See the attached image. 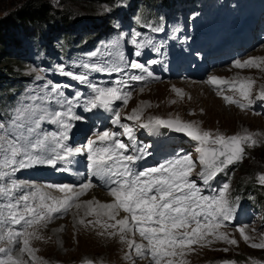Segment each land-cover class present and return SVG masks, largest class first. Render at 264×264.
<instances>
[{
    "label": "snow or ice",
    "instance_id": "1",
    "mask_svg": "<svg viewBox=\"0 0 264 264\" xmlns=\"http://www.w3.org/2000/svg\"><path fill=\"white\" fill-rule=\"evenodd\" d=\"M156 62L149 61L152 64ZM261 65H264V57H250L244 61L233 62L234 67L241 69L260 68ZM83 67L104 70L95 65L85 64ZM130 67L147 71L145 66L138 62H132ZM113 70L121 71L120 68ZM59 71L87 84L91 89L93 94L80 100L85 111L91 112L93 109L102 108L113 112L112 123L122 128L123 132L118 133L110 129L99 131L94 138L88 139L85 145L70 147L65 142L69 139L72 124L66 117L72 120H80L83 117L75 115L72 103L67 99L63 100V103L69 105L66 111L45 110L38 116L33 112L30 117H26L27 110L20 111L12 121L14 132L10 133L5 124L0 122V198H3L0 200V225H21L20 230L8 227L5 231H0V240H7L9 245L19 242L20 252L27 253L35 261V249L30 246V241L32 238H41L36 230L40 226H46L55 214L66 212L72 207L73 202L93 185L91 182L83 183L79 185V190H76V186L71 184L36 186L19 182L12 177L19 169L31 166H55L58 162L70 164L72 157L83 153L86 154L92 175L104 181L110 196L113 197L110 203L91 200L83 202L87 208L86 215L97 217L95 221L89 220L87 223L101 224L105 229H116V232L108 234L111 236L118 233L121 241L126 240L127 233L135 235L138 232L147 244L136 243L134 240L127 241L129 248H134L138 256L143 257L147 254L153 264H186L183 258L187 252L194 251L192 245L200 244L203 247L211 244L213 239L210 238L225 241L230 245L238 243L235 238L220 231L224 222L232 218L234 211L227 198L229 184H224L215 195H205L203 188H210V181L227 165L241 161L246 145H257L258 141L253 134L225 136L219 132L211 133L199 128L194 122L181 121L178 117L169 119L149 117L147 122H141L143 109H133L127 119L136 121L139 127L155 131L158 126L163 125L176 132L185 133L198 142L196 152L201 167L197 175L203 183V188L191 178L196 168V161L191 155H182L165 160L156 166L142 167L138 170L137 162L143 161L151 153L147 147L137 146L133 127L121 123L120 111L113 110L114 101L121 100L127 104L131 93L122 92L119 87H102L90 83L87 75L64 71L63 66ZM148 76H151L150 72ZM130 79L139 81L145 77L133 75ZM208 82L218 88L230 85L239 92L240 99L224 95L226 103L235 104L242 109L249 108L255 103L252 88L256 81L251 78L229 81L210 76ZM51 91L57 97H63L58 85L53 86ZM217 94L222 95V89ZM80 96L81 94L77 92L76 98ZM256 99L264 101V86H261ZM25 119L30 120V124H26ZM46 119L50 123L58 124L61 131L41 133L39 131L41 122ZM121 135L127 136L131 143L126 144L120 139ZM129 148L131 153L126 154ZM258 180L264 184V173L258 176ZM45 187L56 189L61 195H52L44 191ZM21 192L23 194L17 195ZM75 206L80 208L82 204L77 203ZM121 211L125 215L118 219ZM102 217L107 219L103 220ZM79 222L85 223L83 219ZM238 231L251 247L264 249V236L259 243H253L252 237L246 232V227H240ZM223 250L228 251L227 248ZM11 252L10 247H0V254H3L0 255V264H25L19 256H14ZM84 264L93 262L85 261ZM221 264H236V261L225 260ZM251 264L264 262L252 260Z\"/></svg>",
    "mask_w": 264,
    "mask_h": 264
},
{
    "label": "rangeland",
    "instance_id": "2",
    "mask_svg": "<svg viewBox=\"0 0 264 264\" xmlns=\"http://www.w3.org/2000/svg\"><path fill=\"white\" fill-rule=\"evenodd\" d=\"M69 0H63L56 6L58 9L65 7ZM129 2H134V0H125V4L129 5ZM64 4V5H63ZM69 5H74L75 2L71 1ZM84 7V5H83ZM111 5L101 1L95 5V11L93 13H80L82 16L89 20H93L98 17L99 12L110 13L114 11V8L110 9ZM78 8V6H75ZM5 11L0 10V15ZM104 15V14H103ZM141 15V17L146 16V12L141 8L140 2L135 6V16ZM113 25L117 28L123 30L122 25L129 27L127 24L123 23L124 18L122 15H116L112 20H110ZM82 24L86 22H81ZM81 24V25H82ZM137 29L136 26H134ZM130 28L131 41H130V51L127 54V64L132 62H138L145 66L147 71L142 69H131L130 74L127 76V80L133 75H141L142 73L147 74L148 72L156 74L158 68H174L177 67L181 61V51L175 47L166 57H159L156 63H149V55H152L156 50L151 45H145L138 43L136 40V30ZM99 29H85L80 33H72L69 41L63 36V34L57 35L53 33L49 35L51 38L46 39L42 44V51L45 53L47 61H53L55 58H62L69 60L73 56L79 54V49L77 44L85 39H89L93 34ZM104 36L101 38L103 39ZM44 38H39V42L43 41ZM107 36L101 41L99 46L107 41ZM135 41V43L133 42ZM2 42L5 44L4 50H14L20 52L21 56H15L11 53L9 58H5L2 54L0 58V72L4 77H28L25 81V88L22 94H19L15 101H11L8 105L10 114L7 117V122L9 126L14 129L12 124L13 119L17 117L20 111H40L41 114L45 110L48 112L52 111H66L69 107L68 104L63 103L64 99H67L72 103V108L76 106H82L80 100L86 99L82 95L76 98L77 92H73L70 89L63 90L59 87V92L63 93V97H57L53 93L52 87L48 88L47 92H42L35 94L29 88V79L36 73L38 75H52V81L57 82L55 86H59L60 79L55 76L53 70L45 67L42 68V62L40 58L43 59L44 56L41 55V50H38V42H33L30 37L23 33H10L7 30L3 35ZM92 44H89L87 48H91ZM2 53V52H1ZM15 53V52H14ZM139 53V55H137ZM253 53L257 55L264 56V46L253 50ZM16 54V53H15ZM153 61V60H152ZM74 70H83L82 67H75ZM214 72H225L224 69H217ZM241 72L245 74H251L256 79L257 86H264V65L256 69L242 70ZM76 74L75 72H73ZM30 74V75H29ZM63 81L71 79L76 82L73 77L66 76L59 72ZM29 75V76H28ZM4 79V78H3ZM187 81V80H186ZM180 79H171L167 81H161L160 84L153 83L150 85H145L141 89L130 88L129 82L127 85L119 88L122 92L131 93V101L128 102L129 108L137 109L142 108L143 113L141 117H171V118H182L186 122H194L199 128L210 131L211 133H222L225 136L233 134H244L251 133L254 138L258 141L256 146H245V154L241 161H238L232 169L231 180L229 183V189H232V182L236 181L241 177L253 178L255 175L259 176L264 173V117L254 111L247 109H242L236 107L232 104H226L220 98V96L211 92L204 84L196 83L197 87L189 85ZM195 81V80H194ZM158 83V82H157ZM124 84V83H123ZM63 85L64 82H63ZM71 85V84H70ZM179 90V92L177 91ZM60 100V103L56 101ZM68 122L71 123L72 119L66 117ZM19 122V121H18ZM141 122H144L141 119ZM138 128V133L143 134V128L139 127L136 121H133ZM41 125L51 130L53 133H58L61 128L58 124L50 123L49 120H44ZM81 128V127H80ZM79 128V130H80ZM78 129L75 131L77 132ZM76 134H70V137H74ZM157 137H159L160 142L169 137L168 142L177 140L176 138L170 137L168 130L163 128H158ZM197 160V159H195ZM99 189V188H98ZM88 194V195H87ZM89 198L91 196L90 191L87 193ZM108 195H110L108 193ZM262 195L264 197V184L262 187ZM83 197V196H82ZM81 197V198H82ZM79 203L76 201V204ZM75 204V205H76ZM83 205V203H81ZM82 207V206H81ZM72 207L70 212L60 219L53 218L46 226H40L36 231L40 239L32 238L30 246L35 249V261L27 254L21 257L25 262L26 259L29 264H84L85 261H92L93 264H147L141 260H134L128 258L127 249L125 241H121L119 234L109 235V232H116V229H105L101 224H88L89 220L95 221L97 217L94 218L92 215H86V211L82 208ZM118 219L120 216L117 217ZM83 219L85 223H80L79 221ZM101 219L106 220V217ZM258 222L250 225H234V226H223L220 231L226 232L230 237L235 238L238 243L235 245L227 244L225 241L215 240L211 244L201 246L200 244L192 245L194 251L187 252L186 256L183 258L186 264H221L222 261L231 260L236 261L238 264V259L244 258L247 255V251H251L252 248L249 242H245L243 238L239 236L238 229L240 227H246V232L252 237L253 243H256L264 235V231L260 232V235L254 231V227ZM0 231L3 228L0 225ZM32 231V229H29ZM103 233V234H101ZM0 247H10L12 245L8 244L7 240H0ZM20 245L15 248L18 250L17 254L20 257ZM227 248L228 251L223 249ZM243 252H246L242 255ZM12 254V253H11ZM240 255V256H238ZM257 258L264 260V257L256 255ZM257 261L256 259H254ZM246 263L251 264L252 259L247 258L244 260ZM96 262V263H95Z\"/></svg>",
    "mask_w": 264,
    "mask_h": 264
},
{
    "label": "trees",
    "instance_id": "3",
    "mask_svg": "<svg viewBox=\"0 0 264 264\" xmlns=\"http://www.w3.org/2000/svg\"><path fill=\"white\" fill-rule=\"evenodd\" d=\"M62 1L63 0H0V10L5 11L0 15V58H2V54L6 56L3 59L10 57L8 52L4 50L5 44L2 40L4 32L8 29H12L10 25L13 23H17L16 29L12 30L14 32L20 31L19 25L28 22L45 24L48 26L54 24L56 27H59L60 24L68 25V22H71L73 19L72 14L83 12L93 13L95 11V5L101 0H69L68 3L74 1L75 4H63L65 7L58 9L56 5ZM75 6H78V8H75ZM8 51L10 52V50ZM1 91L3 93L7 92L4 89H1ZM236 182H241V177L238 178ZM244 253L246 252H243L242 255ZM247 255L264 257V250L252 247L251 251H247ZM247 255L244 258H247Z\"/></svg>",
    "mask_w": 264,
    "mask_h": 264
},
{
    "label": "bare ground",
    "instance_id": "4",
    "mask_svg": "<svg viewBox=\"0 0 264 264\" xmlns=\"http://www.w3.org/2000/svg\"><path fill=\"white\" fill-rule=\"evenodd\" d=\"M160 82L161 81H159L158 83L156 82V85L157 84H160ZM185 83H187V84H189V85H192V86H195V87H197V85H196V82H194V80H187ZM80 128V125L79 126H76V127H74L72 130H71V132H70V134H76L77 132H75L77 129H79ZM89 193V192H88ZM108 193H109V189H108V187L107 186H105L104 187V189H98V188H92L91 190H90V194H91V196H90V198L87 196V195H85V194H83L82 196V198L80 197L77 201L81 204V203H83V202H85V201H89V200H91V201H99V202H101V203H110V202H112V197L110 196V195H108ZM76 204V203H75ZM75 204H74V206H75ZM73 206V207H74ZM83 207V208H82ZM82 209L83 210H85V211H87V208H86V206H84V205H82ZM72 209V208H71ZM125 215V213L123 212V211H121L120 212V218H122L123 216Z\"/></svg>",
    "mask_w": 264,
    "mask_h": 264
},
{
    "label": "clouds",
    "instance_id": "5",
    "mask_svg": "<svg viewBox=\"0 0 264 264\" xmlns=\"http://www.w3.org/2000/svg\"><path fill=\"white\" fill-rule=\"evenodd\" d=\"M264 250V249H263ZM254 256H256V255H254Z\"/></svg>",
    "mask_w": 264,
    "mask_h": 264
},
{
    "label": "water",
    "instance_id": "6",
    "mask_svg": "<svg viewBox=\"0 0 264 264\" xmlns=\"http://www.w3.org/2000/svg\"><path fill=\"white\" fill-rule=\"evenodd\" d=\"M230 136H232V135H230Z\"/></svg>",
    "mask_w": 264,
    "mask_h": 264
}]
</instances>
